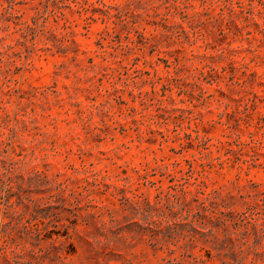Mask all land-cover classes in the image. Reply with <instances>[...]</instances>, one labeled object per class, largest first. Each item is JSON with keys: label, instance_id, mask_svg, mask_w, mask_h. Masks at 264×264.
Here are the masks:
<instances>
[{"label": "rangeland", "instance_id": "1", "mask_svg": "<svg viewBox=\"0 0 264 264\" xmlns=\"http://www.w3.org/2000/svg\"><path fill=\"white\" fill-rule=\"evenodd\" d=\"M0 264H264V0H0Z\"/></svg>", "mask_w": 264, "mask_h": 264}]
</instances>
